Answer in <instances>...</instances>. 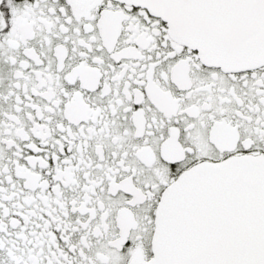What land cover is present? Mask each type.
Instances as JSON below:
<instances>
[{
	"label": "snow or ice",
	"instance_id": "1",
	"mask_svg": "<svg viewBox=\"0 0 264 264\" xmlns=\"http://www.w3.org/2000/svg\"><path fill=\"white\" fill-rule=\"evenodd\" d=\"M0 264H264V0H0Z\"/></svg>",
	"mask_w": 264,
	"mask_h": 264
}]
</instances>
